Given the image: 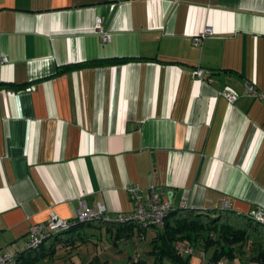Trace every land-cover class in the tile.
<instances>
[{
    "label": "crops",
    "instance_id": "obj_1",
    "mask_svg": "<svg viewBox=\"0 0 264 264\" xmlns=\"http://www.w3.org/2000/svg\"><path fill=\"white\" fill-rule=\"evenodd\" d=\"M248 81L264 94V0H0V248L80 201L129 215V184L173 207L264 212V98ZM89 227L133 260L138 233ZM94 229L38 264H109L72 253Z\"/></svg>",
    "mask_w": 264,
    "mask_h": 264
},
{
    "label": "trees",
    "instance_id": "obj_2",
    "mask_svg": "<svg viewBox=\"0 0 264 264\" xmlns=\"http://www.w3.org/2000/svg\"><path fill=\"white\" fill-rule=\"evenodd\" d=\"M129 215H119L125 218L118 220L119 216L112 217L104 212L84 220H78L77 217L69 219L73 222L69 228L50 234L35 247L25 245L21 250L15 251L14 264H38L39 260L55 251L56 243L68 244L70 240L65 236L72 231L77 233V229L84 225L111 226L115 228V237H120L131 236L133 226L137 224V233L142 234L146 227L141 226ZM152 226H155V233L150 239L148 252L153 259L146 261L134 256L132 264H166L165 259L172 264H193L189 258L191 254L179 251L181 244L202 249L204 252L213 247L207 264L216 263L221 259L236 261V254L242 253L243 248L249 250V260H264V222L256 219L251 213L243 214L231 208L205 210L172 206L163 223ZM87 264L102 262L95 256Z\"/></svg>",
    "mask_w": 264,
    "mask_h": 264
},
{
    "label": "built area",
    "instance_id": "obj_3",
    "mask_svg": "<svg viewBox=\"0 0 264 264\" xmlns=\"http://www.w3.org/2000/svg\"><path fill=\"white\" fill-rule=\"evenodd\" d=\"M93 28L98 31L101 30L100 19L96 18ZM211 31L209 26L204 28V31L200 34L209 33ZM107 36L102 35V39H106ZM199 35L195 36V40H198ZM7 58L2 56L1 60L5 61ZM192 75L197 78H203L205 75V70L201 67H196L192 69ZM245 92L248 95L264 98V94L258 93L253 82L248 81L245 84ZM225 97L227 102L232 103L238 96L236 90L225 89L218 92ZM126 190L132 200L133 210L130 213V217L136 220L141 226L146 227L148 225L162 224L168 212L172 209L171 201L162 196V190H159L156 186H148L145 193L142 192L138 184H129L126 186ZM105 208L99 206V208H88L83 201H80V207L77 210L76 217L78 220H84L88 217L98 216L99 214H104ZM256 219L264 222V212L256 210L250 212ZM125 217L119 216L118 220H123ZM73 222L69 219L59 217L55 213H50L49 217L45 222L36 223L29 227V236L25 242L28 247L37 246L44 238L52 233H56L65 230L72 226ZM180 252L186 254L196 253L200 257L205 256V252L202 249H195L192 246H187L184 244L178 247ZM16 252L0 248V264H14ZM208 264H240L236 261H229L227 259H221L216 263L208 262ZM249 264H264V260H251Z\"/></svg>",
    "mask_w": 264,
    "mask_h": 264
},
{
    "label": "rangeland",
    "instance_id": "obj_4",
    "mask_svg": "<svg viewBox=\"0 0 264 264\" xmlns=\"http://www.w3.org/2000/svg\"><path fill=\"white\" fill-rule=\"evenodd\" d=\"M160 227V225H157ZM95 227L91 228L89 226H83L84 231L90 233L93 231ZM138 225L134 224L133 230L135 234H137ZM95 233L92 236V242H80V240L75 241L76 246L72 253H94L96 251L103 253L101 254V259L104 260L106 257L108 258L109 264H132L133 261L129 260V249L120 250V247L122 246V242L118 245H113V237L111 234L107 231H105V227H102L100 231L98 228L94 229ZM155 232V229L152 225H148L145 228V231L143 234H138V236L134 237V240H130L128 243H132V254L133 256H146V249L149 246V240L152 236V234ZM61 245H57V251L55 253H60L66 251L65 247H59ZM213 251V247H210L209 249L205 250V256L200 257L198 254L193 253L190 255V260L193 264H207V261L209 260L211 253ZM89 253V254H90ZM249 250L247 248H243L242 253H237L235 260L239 262L240 264H249L251 260H249ZM152 258V256H151ZM153 259V258H152ZM164 262L166 264H172L168 259H165Z\"/></svg>",
    "mask_w": 264,
    "mask_h": 264
}]
</instances>
